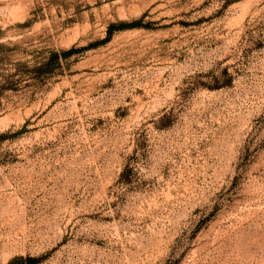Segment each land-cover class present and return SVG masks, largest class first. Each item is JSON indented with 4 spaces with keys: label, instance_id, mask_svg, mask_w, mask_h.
<instances>
[{
    "label": "rangeland",
    "instance_id": "1",
    "mask_svg": "<svg viewBox=\"0 0 264 264\" xmlns=\"http://www.w3.org/2000/svg\"><path fill=\"white\" fill-rule=\"evenodd\" d=\"M17 256L264 264V0H0V264Z\"/></svg>",
    "mask_w": 264,
    "mask_h": 264
},
{
    "label": "trees",
    "instance_id": "2",
    "mask_svg": "<svg viewBox=\"0 0 264 264\" xmlns=\"http://www.w3.org/2000/svg\"><path fill=\"white\" fill-rule=\"evenodd\" d=\"M139 22H133L130 24H121L118 28L119 29H124V28H130V27H136L139 26ZM114 26L111 27L109 33L111 34L112 29ZM116 29V28H115ZM79 51L77 48H70L67 50H62V51H54L50 53V56L48 57L47 61L44 63L45 66H52L50 69V72H54L53 69L55 67H60L61 66V58L67 59L71 57L73 54L77 53ZM38 262L37 258L31 257V256H17L11 259L7 264H36Z\"/></svg>",
    "mask_w": 264,
    "mask_h": 264
}]
</instances>
